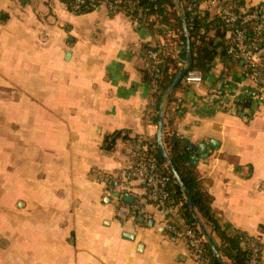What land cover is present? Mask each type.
I'll list each match as a JSON object with an SVG mask.
<instances>
[{
  "label": "crops",
  "instance_id": "obj_1",
  "mask_svg": "<svg viewBox=\"0 0 264 264\" xmlns=\"http://www.w3.org/2000/svg\"><path fill=\"white\" fill-rule=\"evenodd\" d=\"M199 9L215 17L219 5ZM163 40L106 5L0 0V264H192L146 186L120 176L136 161L135 137L157 140L144 47ZM203 75L168 117L198 148L189 161L220 222L256 238L264 260V101L220 58ZM214 85L238 112L206 99Z\"/></svg>",
  "mask_w": 264,
  "mask_h": 264
},
{
  "label": "trees",
  "instance_id": "obj_2",
  "mask_svg": "<svg viewBox=\"0 0 264 264\" xmlns=\"http://www.w3.org/2000/svg\"><path fill=\"white\" fill-rule=\"evenodd\" d=\"M62 1L71 9V3L74 0ZM111 1L114 2V0ZM178 3H180L184 20ZM200 3L201 0H123L118 4L116 12H110L111 14L124 13L140 26L146 27L152 35L161 36L164 39L163 44L144 47L147 60L144 76L154 88L148 119L158 124L160 111H163L164 151L173 162L192 203L187 202L185 192L167 165V160L156 138H134L135 141L140 142V146L148 147L146 153L141 148L136 150L135 163L139 159L153 156L161 172L172 179V184L168 188L170 210L167 212V221L171 225L181 231L187 226L197 227L199 220L194 214V209L210 233L219 238L220 245L217 248L219 256L208 237L203 243V254L208 259V264H249L253 248L246 241L253 240L259 247L261 244L247 233L231 229L220 222L212 206V196L204 189L195 167L189 161L191 157L189 144L175 130L174 120L168 117L171 104L176 103L178 92L185 85L184 77L179 80L172 91L168 89L185 65L188 69H197L206 74L211 69L214 60L220 58L231 69L243 71L245 62L241 58H235L230 52V48L235 44L230 32L236 29L243 30L247 38L251 40L256 38L257 44L264 47V31L260 35H255L254 21L243 22L237 19L230 26L221 16L210 17L208 12H202L199 9ZM224 3L237 10L240 15H244L238 10L243 0H226ZM254 9H256L255 6L251 7L250 11ZM92 10L94 8L83 6L75 13H86ZM227 34H230L229 37H226ZM187 40L190 43L189 53L187 52ZM151 52L157 53L160 62L154 61ZM188 57L189 62L185 60ZM179 218L184 220V224L179 223ZM167 232L174 236L172 232L168 230Z\"/></svg>",
  "mask_w": 264,
  "mask_h": 264
},
{
  "label": "built area",
  "instance_id": "obj_3",
  "mask_svg": "<svg viewBox=\"0 0 264 264\" xmlns=\"http://www.w3.org/2000/svg\"><path fill=\"white\" fill-rule=\"evenodd\" d=\"M123 0H74L71 3V11H80L83 6H88L97 9L101 5H106L109 12H116L118 4ZM127 1V0H125ZM226 0H211V3L219 5L218 15L228 24L232 25L237 19L243 22L254 21L255 35H260L264 31V2L255 5L256 9L250 11L253 6H247L245 3L240 4L238 10L244 15H240L237 10L226 5ZM232 35L234 46L230 48V52L235 58H241L245 62V69L242 71L254 81L256 88V97L264 101V47L257 44L256 38L249 39L244 34L243 30H233ZM151 57L155 62H160L157 58V53L151 52ZM204 75L197 69H188L184 76L185 85L192 89L202 87ZM208 101L219 102L224 108L230 112H238L241 108V102L232 96L226 95L220 85L212 86L206 97ZM181 99H178L180 102ZM145 153L148 151L146 145L139 146ZM121 180L128 182L129 180L138 179L146 186V200L155 205L163 212H168L170 209L168 203L170 200L169 186L172 184V179L169 175L161 172L155 158L148 156L147 159H139L135 166L125 174H120ZM165 228L172 232L177 239L184 240L192 259V264H208V259L204 257V242L206 235L202 232L200 226L193 228L187 226L185 230H177L175 226L168 221ZM251 246L252 254L249 264H264L262 257V248L257 246L256 242L248 239L246 241Z\"/></svg>",
  "mask_w": 264,
  "mask_h": 264
},
{
  "label": "water",
  "instance_id": "obj_4",
  "mask_svg": "<svg viewBox=\"0 0 264 264\" xmlns=\"http://www.w3.org/2000/svg\"><path fill=\"white\" fill-rule=\"evenodd\" d=\"M179 5V8H180V12H181V15H182V18L184 20V17H183V13H182V10H181V6H180V3H178ZM184 30H185V34L187 35L186 33V24L184 23ZM187 52L189 53L190 52V43H189V40H187ZM190 58L188 57L187 58V62H189ZM187 69H188V66L185 65L182 69V71L180 72V74L175 78L173 84L170 86V88L168 89V91H172L174 89V87L176 86V84L179 82V80H181L184 75L186 74L187 72ZM157 142H158V146L159 148L163 151V154L167 160V165L169 166V168L172 170L173 174H174V178L176 179V181L180 184V186L182 187V189L184 190L185 192V195H186V200L187 202L189 203H192L191 202V198L189 196V194L187 193L186 189H185V186L179 176V174L177 173V171L175 170L174 168V165H173V162L170 160L169 156L167 155V153L164 151V143H163V111L161 110L160 111V114H159V123H158V130H157ZM189 148L191 151H197L198 148H196L195 146L189 144ZM200 149V148H199ZM206 154L204 153L202 156H205ZM199 157L198 156H191L190 160H191V163L193 165H196L197 164V161H198ZM192 205V204H191ZM193 208V206H192ZM194 211V214L196 216V218H198L199 220V226L202 230V232L206 235V237H208L211 242H212V246L214 247L215 249V252L217 254V256H219V252H218V249L215 247L214 243H213V239L212 237L209 235V233L207 232L204 224L202 223V221L200 220L197 212L193 209ZM140 220H142V217L139 218Z\"/></svg>",
  "mask_w": 264,
  "mask_h": 264
}]
</instances>
